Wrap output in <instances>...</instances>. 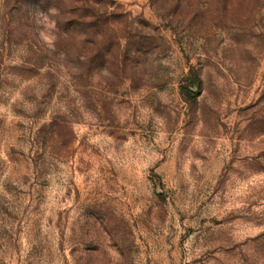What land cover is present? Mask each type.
I'll use <instances>...</instances> for the list:
<instances>
[{
    "label": "rangeland",
    "instance_id": "rangeland-1",
    "mask_svg": "<svg viewBox=\"0 0 264 264\" xmlns=\"http://www.w3.org/2000/svg\"><path fill=\"white\" fill-rule=\"evenodd\" d=\"M0 264H264V0H0Z\"/></svg>",
    "mask_w": 264,
    "mask_h": 264
}]
</instances>
